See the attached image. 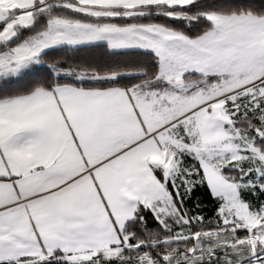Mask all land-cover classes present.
Masks as SVG:
<instances>
[{"label": "snow or ice", "instance_id": "obj_1", "mask_svg": "<svg viewBox=\"0 0 264 264\" xmlns=\"http://www.w3.org/2000/svg\"><path fill=\"white\" fill-rule=\"evenodd\" d=\"M0 264H264V0H0Z\"/></svg>", "mask_w": 264, "mask_h": 264}]
</instances>
